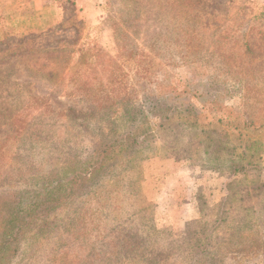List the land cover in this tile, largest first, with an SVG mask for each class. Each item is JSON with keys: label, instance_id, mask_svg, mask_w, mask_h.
<instances>
[{"label": "rangeland", "instance_id": "obj_1", "mask_svg": "<svg viewBox=\"0 0 264 264\" xmlns=\"http://www.w3.org/2000/svg\"><path fill=\"white\" fill-rule=\"evenodd\" d=\"M104 3L109 36L88 29L65 3L59 22L35 42L64 45L68 58L24 52L21 44L31 40L0 38V195L33 187L109 129L125 131L134 120L123 115L145 110L150 98L167 99L174 113L169 121L145 122L153 141L136 153L133 169L114 167L30 223L9 264H191L190 255L200 251L205 264H264V201L237 204L228 223L208 232L207 246L181 242L190 222L214 221L212 205L233 178L229 165L207 168V142L187 121L198 115L199 123L217 122L236 140L250 133L264 142V127L246 123L264 119V0ZM89 46L102 51L78 60ZM260 162L250 181L264 182V152Z\"/></svg>", "mask_w": 264, "mask_h": 264}, {"label": "trees", "instance_id": "obj_2", "mask_svg": "<svg viewBox=\"0 0 264 264\" xmlns=\"http://www.w3.org/2000/svg\"><path fill=\"white\" fill-rule=\"evenodd\" d=\"M69 2L74 4V0H69ZM80 22L82 23V21ZM45 30L17 37L20 41L31 40L21 44L25 47L24 52L33 54L54 52V54L48 55L53 60L55 59L53 56L66 55L64 45L48 48L35 43L43 36ZM79 39L81 40L82 37ZM80 44H82L81 41L75 43L76 46ZM91 48L90 46L84 47L78 53V60H81V57L93 56L102 51L99 46L89 51ZM20 55L24 54L20 53ZM66 57L68 58V55ZM40 70L42 69L39 67L37 71ZM50 73L52 74V71L48 72V77H50ZM147 102L145 110L137 107L130 115H123L124 118L127 117V120H134V124L125 131L119 132L118 128L116 130L109 129L108 132L101 135L89 151L82 153L81 150L76 149L62 163L55 165L52 171L37 179L33 187L0 195V264L10 263L9 259L20 248V243L25 238L24 235L30 223L33 224L44 219L51 211L72 201L86 188H90L113 171L114 167L125 163L131 164L127 166L128 168H134L132 164L136 159V153L141 151L142 145L150 144L154 137L152 128L150 129L145 122L151 117L169 121L174 113L173 104L167 99L150 98ZM190 107V115H195L196 105ZM218 121H221L222 125H226L228 129L233 126L229 116H221ZM216 123L211 124L214 127H207L205 124L199 123L198 115L194 120L187 121L191 130L200 133L202 141L207 142L204 151L208 161L207 168L212 171H221L225 164L229 165L233 178L227 182L226 193L220 202L212 205L215 212L214 221L209 223L207 219L202 218L190 222L185 230L186 238L184 237L181 242H184L185 239H194L195 242L205 240V246H207L210 241L208 232L228 223L232 211L238 207L237 204L243 206L244 202H252L256 205L258 202L264 201V182L250 181L247 177L252 170H262L260 161L264 152V142L261 139H255L254 135H250V133H244L236 140L225 128L216 127ZM246 123L255 128L264 127V119H251ZM237 176H241L240 179H235ZM138 191L143 192L141 187ZM203 204L209 206L205 202ZM244 210L246 209L244 208ZM134 216L137 215L133 214L132 217ZM127 230H129V226ZM201 253L202 251L190 255L192 257L191 264H205L206 256L204 257ZM155 261V259L144 260L142 264H153Z\"/></svg>", "mask_w": 264, "mask_h": 264}, {"label": "crops", "instance_id": "obj_3", "mask_svg": "<svg viewBox=\"0 0 264 264\" xmlns=\"http://www.w3.org/2000/svg\"><path fill=\"white\" fill-rule=\"evenodd\" d=\"M65 3L70 2L69 0H0V38H4L5 35L19 37L47 29V26L59 22L57 20L60 19L61 6ZM72 6L79 21H82L88 29L91 27H96L99 31L102 29V37L109 36V31L104 26L106 16L104 0H74Z\"/></svg>", "mask_w": 264, "mask_h": 264}]
</instances>
